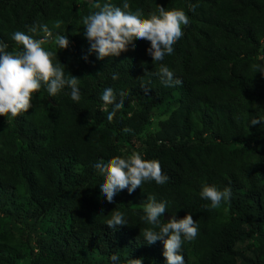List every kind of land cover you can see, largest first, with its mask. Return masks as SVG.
<instances>
[{
    "label": "trees",
    "instance_id": "obj_1",
    "mask_svg": "<svg viewBox=\"0 0 264 264\" xmlns=\"http://www.w3.org/2000/svg\"><path fill=\"white\" fill-rule=\"evenodd\" d=\"M94 2L0 0L8 51L22 48L15 31L43 37L28 31L34 23L47 24L52 40L68 35L66 49L43 47L56 52L66 76L80 78L81 96L73 101L65 87L51 97L41 82L28 112L0 116V264H112L113 254L120 264H166L163 241L142 237L151 227L141 219L147 196L166 201L170 217L191 213L197 221L198 235L181 247L185 264H264V121L249 123L264 117V0H128L144 16L161 5L189 17L159 62L147 40L102 60L90 52L82 18L96 11ZM161 64L182 84L163 83ZM108 87L117 102L127 93L112 122L113 106L101 100ZM133 150L158 160L169 179L124 189L109 203L94 165ZM204 184L230 187V200L212 209L200 196ZM114 211L128 222L115 231L106 225Z\"/></svg>",
    "mask_w": 264,
    "mask_h": 264
},
{
    "label": "clouds",
    "instance_id": "obj_2",
    "mask_svg": "<svg viewBox=\"0 0 264 264\" xmlns=\"http://www.w3.org/2000/svg\"><path fill=\"white\" fill-rule=\"evenodd\" d=\"M92 7L96 11L84 16L82 25L84 36L90 43L89 51H94L101 60L108 56H119L121 52L127 51L130 45L134 46L135 40H147L150 41L147 52L152 57V62L163 61L166 54L173 53V45L183 36L182 26L189 24V17L179 8L166 10L164 6L157 5L156 11L144 16L139 8L132 11L128 0H123L121 6L113 4L111 0H105L104 3L95 0ZM195 8L196 5H192L190 10L195 11ZM54 27L59 28L60 23L57 22ZM28 31L33 34L42 32L44 35L36 39L23 31H15L12 39L22 48L13 51H8L7 43L0 42V116L7 117L10 114L11 117H16L21 112H28L32 107V95L40 90L41 82L47 86L46 90L51 97L68 87L71 89L73 101L78 102L81 98L78 86L80 78L71 73L66 76V65L61 62L54 63L56 52L43 47L53 42L59 49H66L70 44L68 35L57 34L52 40V31L43 23H34ZM87 58L84 57L85 60ZM261 72L264 73V69ZM157 74L168 86L182 84L166 65L161 64ZM112 78L115 80L118 76L113 74ZM119 95L121 99L117 102L114 90L108 87L101 96L104 104L113 106L107 116L109 122H112L116 112L122 109L123 98L127 93L121 91ZM262 121L264 117L258 116L251 118L249 123L255 125ZM124 131L131 130L125 128ZM94 167L103 175V182L99 185L100 191L109 203L124 189L131 194L137 188L142 189V184L146 181L163 185L169 179L163 173L158 160L145 159L135 150L125 157L114 156L106 163L101 160ZM200 196L210 201L212 209H216L222 201L230 200L232 190L230 187L220 190L215 185L204 184ZM166 211V201H157L154 196H147L141 219L151 227L143 229L142 237L149 245L157 240L163 241L166 264H185L181 247L185 240L192 241L198 235L197 221L191 213H187L182 218L172 215L162 222L161 217ZM106 225L115 231L118 226L128 225V222L124 213L114 211ZM110 259L112 264H120L118 255L113 254ZM126 264H142V258H128Z\"/></svg>",
    "mask_w": 264,
    "mask_h": 264
},
{
    "label": "rangeland",
    "instance_id": "obj_3",
    "mask_svg": "<svg viewBox=\"0 0 264 264\" xmlns=\"http://www.w3.org/2000/svg\"><path fill=\"white\" fill-rule=\"evenodd\" d=\"M166 116V114H164V115H161L160 117L161 118H164ZM154 119H153V125H152V128L154 129L155 127H156V125H157V118L158 117H153ZM245 244H238V247L239 248H244L245 246H244Z\"/></svg>",
    "mask_w": 264,
    "mask_h": 264
},
{
    "label": "water",
    "instance_id": "obj_4",
    "mask_svg": "<svg viewBox=\"0 0 264 264\" xmlns=\"http://www.w3.org/2000/svg\"><path fill=\"white\" fill-rule=\"evenodd\" d=\"M163 218H164V219L170 218V215H167V213H164Z\"/></svg>",
    "mask_w": 264,
    "mask_h": 264
}]
</instances>
